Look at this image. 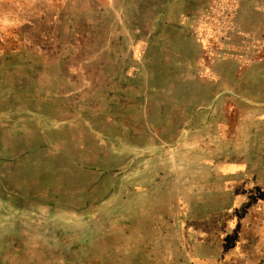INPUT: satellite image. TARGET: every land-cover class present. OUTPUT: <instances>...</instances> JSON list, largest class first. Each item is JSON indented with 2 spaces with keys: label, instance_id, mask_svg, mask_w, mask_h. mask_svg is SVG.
Here are the masks:
<instances>
[{
  "label": "rangeland",
  "instance_id": "1",
  "mask_svg": "<svg viewBox=\"0 0 264 264\" xmlns=\"http://www.w3.org/2000/svg\"><path fill=\"white\" fill-rule=\"evenodd\" d=\"M261 141L264 0H0V264H264Z\"/></svg>",
  "mask_w": 264,
  "mask_h": 264
},
{
  "label": "crops",
  "instance_id": "2",
  "mask_svg": "<svg viewBox=\"0 0 264 264\" xmlns=\"http://www.w3.org/2000/svg\"><path fill=\"white\" fill-rule=\"evenodd\" d=\"M261 124V123H260ZM261 144H264V142H260ZM246 145V142L242 140V185L245 184V177L249 174V168H247V162L250 161V156L247 157V154L245 153V150L243 149V146ZM262 171H264V168H260ZM260 169H257L260 172ZM260 172V174L264 175V172ZM251 174V172H250Z\"/></svg>",
  "mask_w": 264,
  "mask_h": 264
}]
</instances>
